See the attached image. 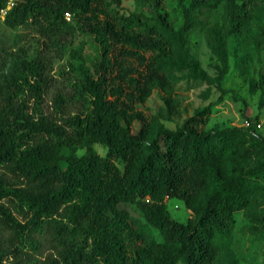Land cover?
<instances>
[{
    "label": "trees",
    "instance_id": "1",
    "mask_svg": "<svg viewBox=\"0 0 264 264\" xmlns=\"http://www.w3.org/2000/svg\"><path fill=\"white\" fill-rule=\"evenodd\" d=\"M8 1L0 0V15ZM135 1L153 13L120 12V0H14L3 14L10 29L33 25L51 34L67 23V12L93 35L100 57L94 73L80 67L75 84L85 111L63 113L59 122L30 114L20 98L27 90L41 98V60H15L0 74V264L10 254L26 255V264H214L231 242L236 213L245 215L246 233L264 231V131L254 132L248 120L207 130L209 103L146 144L154 122L181 115L170 66L198 68L187 49L190 31L224 7L226 23L209 28L222 64L221 98L226 40L264 47V24L249 33L257 14L264 19V0H176V29L163 0ZM154 89L165 93L164 115L147 106ZM248 91L259 92L263 107L264 66ZM62 102L59 96V108ZM171 198L192 211L185 222L170 216ZM128 204L161 239L137 228ZM44 244L50 252L41 259L35 255Z\"/></svg>",
    "mask_w": 264,
    "mask_h": 264
},
{
    "label": "rangeland",
    "instance_id": "2",
    "mask_svg": "<svg viewBox=\"0 0 264 264\" xmlns=\"http://www.w3.org/2000/svg\"><path fill=\"white\" fill-rule=\"evenodd\" d=\"M116 8L123 13L147 10L153 13L151 6L138 5L135 0H120ZM163 9L168 14V20L176 29L182 23V14L176 5V0H163ZM206 27H196L190 31L187 39L188 53L198 62V68L179 69L170 66L171 91L181 110L180 116L162 117L152 124L151 133L146 144L159 139L158 133L164 129H174L196 110L213 103L212 112L206 123V129L213 131L220 127L247 126V120L254 132L264 131V106L258 107L259 92L250 94L249 82L256 76L259 67L264 66V47L246 45L239 40H226L225 57L227 73L221 79V90L217 86V76L222 64L210 47V32L214 24L224 25V7L208 14ZM67 23L55 33H42L33 25H24L10 29L3 24V14L0 15V74H5L11 64L23 58H37L45 65L41 98H37L31 91H25L20 98L26 102V110L35 117L44 115L59 122L63 113H83L86 102L76 93L75 84L82 76V68L94 73V64L100 57V50L93 35L83 31L71 18H65ZM264 19L257 14L251 23V29L257 30ZM176 65V62H175ZM0 75V80H3ZM164 92L154 89L147 102L152 113L165 114L163 103ZM63 97L61 108L57 106V99ZM260 125L258 127L257 125ZM99 154L105 152L101 144L94 145ZM79 148L77 154L84 153ZM2 171V169H0ZM6 177L12 180L8 174ZM132 217L137 222V228L146 231L156 239H161L159 233L148 226L141 211L133 204H128ZM167 210L174 219L185 222L192 215V211L177 198L168 199ZM16 214V213H15ZM17 215V214H16ZM18 218H21L17 215ZM235 227L231 242L223 249L214 264H264V231L258 235L246 233L244 228L247 219L243 212L235 214ZM27 250V249H26ZM50 249L47 244L40 248L35 256L44 258ZM8 255L3 264H22L27 262ZM28 264V263H27ZM176 264H183L178 262Z\"/></svg>",
    "mask_w": 264,
    "mask_h": 264
},
{
    "label": "built area",
    "instance_id": "3",
    "mask_svg": "<svg viewBox=\"0 0 264 264\" xmlns=\"http://www.w3.org/2000/svg\"><path fill=\"white\" fill-rule=\"evenodd\" d=\"M13 3H14V0H9L6 8L2 10V14H4L6 12V10L9 9ZM65 18H67V19L70 18L69 13H67V12L65 13ZM247 125H248V122H247ZM257 126L260 127L259 124Z\"/></svg>",
    "mask_w": 264,
    "mask_h": 264
}]
</instances>
